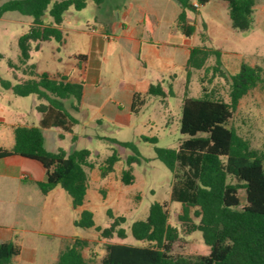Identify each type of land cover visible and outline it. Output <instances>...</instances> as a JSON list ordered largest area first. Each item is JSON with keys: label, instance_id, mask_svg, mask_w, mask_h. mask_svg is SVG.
Here are the masks:
<instances>
[{"label": "rangeland", "instance_id": "374dc122", "mask_svg": "<svg viewBox=\"0 0 264 264\" xmlns=\"http://www.w3.org/2000/svg\"><path fill=\"white\" fill-rule=\"evenodd\" d=\"M7 1L10 0H0V5ZM180 11L179 4L173 0H106L101 7L89 0L84 9L77 11L71 8L65 14L61 26L63 43L44 42L38 51L32 50L26 66L20 63L18 40L29 30L32 18L18 12H7L0 18V145L3 146H13L14 127L37 126L40 118L35 109L36 96L20 97L12 91L13 86L27 78L23 74L26 67L35 65L39 74L62 72L79 63L80 54L92 56L93 34L104 36L107 32L112 43L111 48L105 49L100 57L97 83L91 79L85 82L86 96L81 102L80 112H73L78 120L74 131L66 133L53 129L45 132L46 147L51 151H90L89 162L93 168H86L89 180L84 204L73 208L69 195L57 186L47 195L37 194L32 202H21L18 213L12 215V220L18 222L14 233L23 238L18 244L23 247L32 245L39 252L40 258L37 256L30 264H53L60 251L75 239L88 241L83 254L91 264L101 263L104 246L108 242L141 246L143 243L131 234V225L145 220L155 202L167 203L170 223L180 231L173 255L193 257L208 253L202 234L188 233L185 223L179 221L183 208L179 203L170 201L173 173L156 152V149L177 150L186 139L180 132L187 77L183 57L179 55L175 66L162 71L166 52L180 51L187 40L176 30ZM44 21H52L48 12ZM189 23L197 27L191 37L192 46L201 45L198 31L205 23L207 34L211 37L207 46L221 53V65L217 66V57L213 55L202 69L191 71L190 96H201L205 86L229 101L230 76L239 71L240 65L264 66V0H256L253 21L247 31L232 27L227 6L218 1L200 6L196 14L191 13ZM137 40L141 41L142 48L136 44ZM139 59L144 60L146 66ZM9 62L15 67H10ZM70 76L78 78L77 71H72ZM139 76L154 85L160 82L166 92L171 87L172 95L166 98L148 95L143 80L137 79ZM3 83L10 87L5 88ZM132 89L146 100L138 113L130 112ZM66 104L70 108L69 101ZM111 109L112 112H109ZM230 125L253 148L264 150V84L251 89L240 100ZM114 152L120 160L115 164L114 171L102 178L100 168ZM130 157H137L139 162L129 165L127 160ZM129 169L134 182L126 185L122 181V173ZM8 183L7 191L0 186V211H7L8 208L16 210L15 188L36 189L29 186L33 185L31 178L19 180L14 177L8 179ZM240 198L244 204V190L240 191ZM84 210L93 213L95 226L101 229L108 228L113 222L108 211L115 217H125L121 227L127 237L120 239L115 236L107 240L101 238L95 228L75 226V221L79 220ZM194 211L191 210L190 217L197 223L199 219ZM2 222L3 225H10L7 218ZM12 263L29 264L17 257Z\"/></svg>", "mask_w": 264, "mask_h": 264}, {"label": "trees", "instance_id": "16d2710c", "mask_svg": "<svg viewBox=\"0 0 264 264\" xmlns=\"http://www.w3.org/2000/svg\"><path fill=\"white\" fill-rule=\"evenodd\" d=\"M89 0H10L0 5V18L7 12H18L32 18L29 30L18 40L20 63L27 64L32 50L38 51L44 42L62 44L64 32L61 28L65 14L71 9L80 11ZM101 7L106 0H92ZM181 8L177 17V28L186 38H191L197 27L189 23L191 13L211 1L225 4L229 10L232 27L240 31L250 29L256 0H176ZM48 12L50 23L44 21ZM201 45L191 49L186 64V84L182 100L180 132L186 136L177 150L156 149L158 158L173 173L170 201L179 203L183 213L179 221L185 223L188 233L200 232L208 253L198 256L173 255V247L180 238V231L170 223L167 203H153L145 220L131 225L132 236L143 243L141 246L106 243L105 254L100 264H264V150L253 148L230 125L233 113L247 93L264 84V66L240 65L239 71L230 76L229 101L218 96L214 90L202 87V95L191 97L189 80L192 70L202 69L207 60L215 55L217 66L221 65L219 50L207 46L211 37L207 25L198 31ZM84 59L85 56H78ZM264 62V59H263ZM10 67H15L9 62ZM218 69L217 67L215 68ZM26 79L12 87L15 95L36 96L35 107L41 119L38 126L14 127V145L8 149L0 146V160L19 155L39 161L45 168V180L36 182L42 194L47 195L61 186L69 195L73 208L84 204L88 190L86 168L90 151L82 149L67 153L63 149L49 151L45 146L44 129L58 128L72 133L78 124L73 115L80 111L85 83L72 81L66 76L53 77L48 73H37L36 66L23 70ZM224 76V73L221 72ZM203 83V80H202ZM5 88L9 85L3 83ZM147 94L166 98L160 82L150 85ZM69 101L70 108L66 102ZM145 98L135 93L131 112L138 113L145 105ZM63 137V134L60 135ZM120 160L114 152L101 166V177L114 171ZM139 162L130 157V165ZM122 181L134 182L132 170H124ZM245 191V203L240 191ZM199 219L195 223L191 210ZM108 215L113 222L108 228L95 226L94 215L89 210L80 214L75 226L95 228L103 239L118 237L125 239L126 231L121 227L125 217ZM189 224V225H188ZM86 239H75L60 251L54 264H91L84 256L88 247ZM21 247L14 242H0V264H13L20 255Z\"/></svg>", "mask_w": 264, "mask_h": 264}, {"label": "crops", "instance_id": "0c3cea01", "mask_svg": "<svg viewBox=\"0 0 264 264\" xmlns=\"http://www.w3.org/2000/svg\"><path fill=\"white\" fill-rule=\"evenodd\" d=\"M125 1L127 2V1H137V0H125ZM173 1L176 2V4H178V2L176 0H173ZM125 17H126V15H125ZM176 30H179L177 28V19H176ZM124 32H126V29ZM190 42H191V38H187L185 46L183 47V49H181L180 51L178 49H175L173 52H171V51L166 52V55L163 57V61H162L163 62V70L162 71H164V70L167 71V69H171V67L175 66L178 63L179 55L183 57L182 64L186 70V64H187V60L189 58L191 49L193 47H195V46H192ZM111 44L112 43H110V36L107 34V32L104 34V36H103V34L102 35L101 34L100 35L99 34L98 35L93 34L92 35L93 52L91 54L92 55L91 57L90 56L88 57L84 54H80L79 56H85V58L84 59L78 58L79 63H75V64L70 65V68H68L62 72L58 71L56 73H48V74L51 76L60 74L61 76L68 77L72 81H83L84 83L86 81H88V79H91V81H93V83H97V81H98L97 74H98V67L100 65V57L102 56V53L105 49L109 50L111 48ZM136 44L142 48V43L140 40H137ZM139 60L143 65L146 66V62L144 60H142V59H139ZM75 70L77 71V75H78L77 77L78 78H74V77L70 76V73L72 71H75ZM186 73H187V71H186ZM137 79H138V81L143 80L142 84L145 85L147 87V89H149L150 85H152V83L149 80L145 79L142 76H139ZM135 93H138V92L135 89H132L131 94H130L132 96V98H133V95ZM127 94H129V93H127ZM85 96H86V83H85L83 99ZM36 100H37V98H36ZM37 103H38V100L35 103V107H36ZM131 104H132V99H131ZM131 104H130V112H131ZM112 110L113 109H111L109 112H112ZM40 119H41V116L37 120V124H36L37 126L39 125ZM53 129L56 130L58 128L44 129L43 130V135L45 138V146H46L45 132L51 131ZM61 134L62 133H60V135ZM0 146L8 148V149L13 147V146H10V147L9 146H3V145H0ZM58 150H56V151H58ZM49 151H51V150H49ZM56 151H53V152H56ZM18 173H20L19 176H18ZM22 175H25V177L23 178ZM45 175H46L45 168L39 161L30 159V158H26V157H22L19 155H12V156L5 157V158L0 160V186L2 185L5 189V191H7L9 189L8 179H11L14 177L18 178L19 180H27L28 178H31V180L33 181V185H29V186H35V188H36L33 190L32 189H21L20 187L15 188L14 191L16 193V196H15V206L17 207L16 210H13L12 208H8L7 211H0V242H14L17 245H19L18 242L23 241V238H21L18 234L14 233L15 224H18V222L15 220H12V215H13V213H15V214L18 213V207L21 206V202H26L25 204H27L28 202L33 201L34 196H37V194H42L39 187L37 186L36 182L44 181ZM27 188H30V187H27ZM38 192H40V193H38ZM42 195H44V194H42ZM4 218H7L8 222L10 221L9 226H7L6 224L3 225L2 221ZM20 247H21V253H20V255H18L16 257L21 262L30 264L31 262L34 261V259L37 256H39V252L32 245L25 246V247L20 246ZM16 257H14V258H16ZM39 258H40V256H39ZM57 258H58V256H57ZM57 258H56V260H57ZM55 261L53 262V264L55 263Z\"/></svg>", "mask_w": 264, "mask_h": 264}, {"label": "built area", "instance_id": "2783aa9c", "mask_svg": "<svg viewBox=\"0 0 264 264\" xmlns=\"http://www.w3.org/2000/svg\"><path fill=\"white\" fill-rule=\"evenodd\" d=\"M22 177L24 178V177H25V175H22Z\"/></svg>", "mask_w": 264, "mask_h": 264}]
</instances>
